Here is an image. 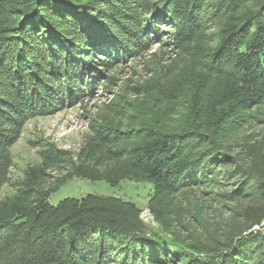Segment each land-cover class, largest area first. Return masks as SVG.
<instances>
[{
  "label": "trees",
  "instance_id": "trees-1",
  "mask_svg": "<svg viewBox=\"0 0 264 264\" xmlns=\"http://www.w3.org/2000/svg\"><path fill=\"white\" fill-rule=\"evenodd\" d=\"M216 21L217 34L204 35ZM165 33L168 46L199 54L208 39L205 68L224 80L217 129L123 132L104 123L76 157L49 147L18 195L0 200V264H264V230H252L264 224V140L240 138L236 150L223 141L264 107V0H0V192L27 121L94 97L107 76L99 67L136 58ZM129 140L139 142L113 148ZM228 167L237 170L238 190L227 197L235 203L227 223L206 225L187 245L148 232L133 202L88 194L50 203L61 174L64 182H147L157 204ZM151 212L160 219L167 209Z\"/></svg>",
  "mask_w": 264,
  "mask_h": 264
},
{
  "label": "rangeland",
  "instance_id": "rangeland-1",
  "mask_svg": "<svg viewBox=\"0 0 264 264\" xmlns=\"http://www.w3.org/2000/svg\"><path fill=\"white\" fill-rule=\"evenodd\" d=\"M219 28L220 23L216 21L204 27L203 33L207 37L215 36ZM167 38L165 33L161 37L164 39L162 43L154 44L136 58L110 71L99 67L107 75L105 82L99 86L94 97L84 103L27 121L20 139L9 149L12 167L9 181L0 192V200H12L18 195L26 172L30 167L41 165L43 154L49 147L76 157L92 135V129L104 123L123 132L145 127L162 133L214 132L222 104L224 80L213 77L205 68L208 39L201 40L204 42L200 47L206 50L204 48L199 54L190 49L192 45L187 47L188 51L186 47L168 46ZM145 86L161 87L165 94L138 90ZM248 113L245 114L247 119L250 118L247 124L237 134L223 140L230 143L233 150H236L234 144L240 138L247 142L264 140V107ZM138 142L123 141L113 148L132 146ZM232 157L238 164L242 163V157L236 151H233ZM236 171L233 167L218 171L204 186L165 195L157 204H151L153 189L147 182L124 180L115 186L106 181L82 178L64 182L66 174L52 173L53 176L59 175L62 185L51 194L50 203L56 205L65 198L80 199L88 194L133 202L139 210L140 220L149 228L148 232L167 240L178 238L187 245L189 242L186 239L191 238L190 235L195 238L204 236L206 225L227 223L229 208L235 205L227 201V197L238 190L234 178ZM151 209H167V214L165 218L157 219ZM260 229L264 230V224L255 230Z\"/></svg>",
  "mask_w": 264,
  "mask_h": 264
},
{
  "label": "water",
  "instance_id": "water-1",
  "mask_svg": "<svg viewBox=\"0 0 264 264\" xmlns=\"http://www.w3.org/2000/svg\"><path fill=\"white\" fill-rule=\"evenodd\" d=\"M256 228H258V227L256 226V227H254L252 230H255Z\"/></svg>",
  "mask_w": 264,
  "mask_h": 264
}]
</instances>
